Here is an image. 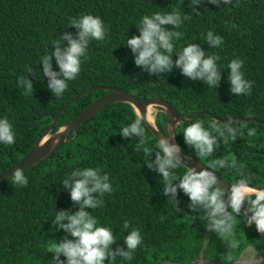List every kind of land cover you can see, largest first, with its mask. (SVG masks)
<instances>
[{
	"label": "trees",
	"instance_id": "16d2710c",
	"mask_svg": "<svg viewBox=\"0 0 264 264\" xmlns=\"http://www.w3.org/2000/svg\"><path fill=\"white\" fill-rule=\"evenodd\" d=\"M173 9L180 11L183 22L172 30L184 34L174 41L173 61L190 43H197L206 56L218 55L221 79L217 88L185 77L175 66L170 73L158 76L135 64L127 38L140 34L137 25L144 15ZM83 14L99 16L106 36L102 41H90L79 75L67 82L62 96L56 97L47 87L40 58L54 50L53 42L64 32L76 38L78 30L69 26L70 20ZM185 14L189 19L183 20ZM209 30L223 37L221 46L206 42ZM67 43L62 41V47ZM237 58L244 62L241 71L245 79L252 82L250 94L236 96L231 92L227 66ZM52 65L59 71L54 57ZM27 66L32 73L27 72ZM27 76L32 93L17 84L20 77ZM97 86L121 88L137 97L165 98L185 116L174 132L181 153L198 158L210 168L217 159L234 158L250 185L264 187V0H231L219 5L200 0L195 6L191 0H0V118L10 121L15 134L13 145L0 143V172L32 148L59 110L62 112L52 132L107 92L100 88L70 102L76 94ZM209 114L223 120H248L233 122L237 128L243 126L242 137L238 135L227 144L220 138L211 156L198 157L185 143L182 131L197 120L208 130L214 123L223 124ZM135 118L129 103L108 104L80 124L75 136L71 133L48 157L23 169L27 186L13 185L11 175L0 180V264H51L53 254L47 252L48 247L67 235L52 221L57 211L78 210L70 190L63 187V179L75 169L87 167L99 168L110 178L113 191L101 197L102 206L88 211L98 226L113 231L116 243L112 249L127 250L124 237L134 228L143 238L132 260L117 256L105 264H187L200 257L232 261L248 247L264 256V234L254 225L248 226L243 213H233V231L221 238L207 228L209 221L202 207L195 211L189 207L190 199L182 190H178L176 202L163 194L161 175L148 168L143 150H136L139 138L125 139L119 134ZM167 118L165 110L157 106L154 125L162 133ZM142 123L145 147L153 150L149 159L154 160L158 138L144 119ZM248 128H255L256 135L248 136ZM186 170L180 165L175 172L182 176ZM212 170L230 182L240 179L232 168ZM126 220L129 229L123 228ZM232 242L235 248L229 247ZM60 259L66 260L63 256Z\"/></svg>",
	"mask_w": 264,
	"mask_h": 264
},
{
	"label": "clouds",
	"instance_id": "9594fccd",
	"mask_svg": "<svg viewBox=\"0 0 264 264\" xmlns=\"http://www.w3.org/2000/svg\"><path fill=\"white\" fill-rule=\"evenodd\" d=\"M191 3L195 6L200 0H191ZM209 3L229 4L231 0H209ZM187 19L189 17L185 14L183 20ZM182 22V15L176 9L167 13L155 12L152 15H144L137 25L140 34L127 38L126 42L135 54V64L146 69L149 74L158 76L165 72L170 73L175 66L181 69L185 77L200 79L208 87L217 88L221 79L217 66V61L220 59L218 55L206 56L205 51L197 43H190L176 53L178 58L173 61L174 41L179 40L184 34L172 29L179 28ZM69 26H74L78 30L76 38L64 32L59 40L53 42L54 50L40 58L43 76L48 78L47 87L56 97L62 96L68 88L67 82L76 79L79 75L81 58H87L90 41L93 39L102 41L106 36L103 20L92 14L71 18ZM64 40L68 43L67 46L62 47L61 42ZM205 40L212 47H219L223 43V37L214 34L211 30L207 32ZM53 57L59 71L53 70ZM243 63L237 58L232 59L227 66L230 69L228 80L231 92L236 96L250 94L252 91V82L245 79L241 71ZM27 72H33L31 66H27ZM17 84L25 89L26 93L33 92L32 82L28 76L20 77ZM133 109L136 118L124 126L119 134L125 139L133 136L139 138L136 150L142 149L147 158L148 168L155 169L161 175L165 196L176 202L178 190H182L190 199L189 207L193 211L197 206L202 207L209 221L207 228L221 238H226L233 231V213L237 216L243 213L247 225L252 226L255 223L257 232L264 234V188L250 186L241 171L242 166L238 167L234 158L231 161L227 157L217 159L212 163L211 168L206 167L199 171L189 167L182 176H178L175 170L183 163L179 145L171 142L168 135L161 134L156 144L155 159H149L153 150L145 147L147 137L142 123L143 118L135 106ZM242 128L243 126L237 128L233 126L232 121H228L223 124L214 123L208 130L201 121L197 120L188 123L182 132L185 143L195 149L197 156L207 157L211 156L219 146L220 138L224 144H227L229 140L234 142L238 135L242 137ZM247 135L255 136L256 129L248 128ZM0 143L6 146L15 143L13 126L7 118H0ZM217 167L235 169L240 176V179L227 191L218 186V177L212 170ZM177 180L178 183H174ZM11 183L27 186L28 178L22 168L13 171ZM63 187L70 190L71 200L78 205V210L74 213L69 210L57 211L52 223L63 229L67 235L60 242L48 247L47 252L53 254L51 264H105L106 261H115L117 256L132 260L133 253L142 243L140 230L134 228L124 237L127 250L117 248L114 251L112 245L116 243V239L113 231L109 227L98 226L97 219L88 211L102 206L104 201L101 197L113 191L109 175L102 174L99 168H77L63 179ZM94 193L96 195H93ZM245 204H247L246 210L243 207ZM249 213L251 215H248ZM129 227V222L124 221L123 228L129 229ZM229 247L235 248L236 244L232 242ZM61 256L66 260H61ZM228 259H231L230 255Z\"/></svg>",
	"mask_w": 264,
	"mask_h": 264
},
{
	"label": "water",
	"instance_id": "95a60500",
	"mask_svg": "<svg viewBox=\"0 0 264 264\" xmlns=\"http://www.w3.org/2000/svg\"><path fill=\"white\" fill-rule=\"evenodd\" d=\"M102 88L103 90H106L107 92L102 94L101 96L97 97L93 101H91L86 107H84L74 118H72L65 126L59 128L58 130L52 132V129L62 112V110H59L57 114L54 116L53 120L51 121L50 125L47 127V129L44 131V133L38 137L32 148L24 154L21 158H19L15 163H13L10 167L6 168L5 170L0 172V180L12 175L13 171L16 168H22L26 169L30 166H33L37 164L42 159L48 157L51 153L55 151V149L63 144L67 137L73 133V136H75V131L77 128L85 122L87 119L92 117L94 114H96L99 110L104 108L108 104L116 103V102H126L129 103L132 107L135 106L136 109L139 110V113L141 117L145 120L148 128L151 130V132L159 138L161 134L168 135L171 139V142H175L174 139V132L176 129L177 124L182 121L185 116L177 110L170 102H168L165 98L161 96L156 97H137L130 92L123 90L121 88L117 87H111V86H97V87H90L79 94H76L74 98L70 101L72 102L74 99H76L79 95H85L92 91L98 90ZM148 105L158 106L162 107L165 110V113L167 115V120L164 124V131L163 133L156 128V126L145 118L146 116V109ZM208 117L215 118L218 121H221L223 123L228 121H241V120H248L246 118L243 119H231V120H223L221 118L215 117L212 114H209ZM154 125V127H153ZM171 130V132H169ZM175 144H177L175 142ZM182 157V164L187 169L189 167L195 168L197 171L203 169V168H210L208 167L204 162L199 160L196 157L193 156H187L183 153H181ZM216 174V173H215ZM218 177V186L227 191L230 186L236 182H230L216 174ZM252 187H261L262 186H254L250 185ZM244 209L246 210L247 205L245 204ZM248 215H251L249 213ZM255 226V223H253ZM244 252L235 260L232 261H221V260H209L205 257H200L196 260H193L187 264H258L257 262L262 260L264 261V256L259 255L258 260L255 262L246 261L242 258V255Z\"/></svg>",
	"mask_w": 264,
	"mask_h": 264
},
{
	"label": "rangeland",
	"instance_id": "374dc122",
	"mask_svg": "<svg viewBox=\"0 0 264 264\" xmlns=\"http://www.w3.org/2000/svg\"><path fill=\"white\" fill-rule=\"evenodd\" d=\"M150 108L152 111L151 115L153 116V123H154V115L157 111V106H153V105L147 106V109H150ZM242 258L246 261L254 262V261L258 260L259 256H258L257 252H255L252 248L248 247L247 249H245L244 254L242 255ZM163 264H169V263L165 262Z\"/></svg>",
	"mask_w": 264,
	"mask_h": 264
},
{
	"label": "bare ground",
	"instance_id": "6f19581e",
	"mask_svg": "<svg viewBox=\"0 0 264 264\" xmlns=\"http://www.w3.org/2000/svg\"><path fill=\"white\" fill-rule=\"evenodd\" d=\"M149 106V105H148ZM151 108L150 109H146V116L145 118L148 119L147 121H149V123L151 122V124H153V116L151 115ZM173 143H175L173 141ZM258 264H264V261L260 260L257 262Z\"/></svg>",
	"mask_w": 264,
	"mask_h": 264
},
{
	"label": "flooded vegetation",
	"instance_id": "af4514ba",
	"mask_svg": "<svg viewBox=\"0 0 264 264\" xmlns=\"http://www.w3.org/2000/svg\"><path fill=\"white\" fill-rule=\"evenodd\" d=\"M176 264H179V263H176Z\"/></svg>",
	"mask_w": 264,
	"mask_h": 264
}]
</instances>
